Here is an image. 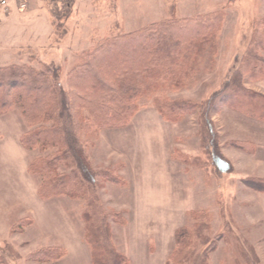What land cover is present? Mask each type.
I'll list each match as a JSON object with an SVG mask.
<instances>
[{
    "label": "rangeland",
    "instance_id": "1",
    "mask_svg": "<svg viewBox=\"0 0 264 264\" xmlns=\"http://www.w3.org/2000/svg\"><path fill=\"white\" fill-rule=\"evenodd\" d=\"M165 21L174 26L157 38L132 35L126 43L101 48L111 37ZM261 32L264 0H0V66L29 64L58 78L69 90L67 112L80 124L83 116L75 114L72 101L89 90L97 96L108 94L89 72L83 81L72 80L76 92L68 85L67 74L88 52L101 48L102 58L90 66L94 73H131L156 54L163 62L152 67H171L172 56L179 52L171 48L174 43L191 45L210 36L200 56L195 47L178 53H185L188 61L178 65L185 68L182 84H164L140 99L141 106L125 125L78 127L95 141L88 148L99 170L92 175L94 200L105 212L121 216L119 221L109 219L111 247L130 264H169L178 231L191 227L198 212L207 213L208 225L193 240L190 252L195 259L186 264L203 259V264H264V193L258 191L264 180V119L251 115L255 109L249 105L255 104V113L264 108L259 98L242 94L234 95L240 109L218 99L224 86L240 75L247 90L264 97V75L249 78L240 68L250 50L264 55V43L252 48L255 38L264 40ZM129 54L135 60L125 61ZM5 82L1 92L11 89ZM19 92L21 103L28 101L36 115L52 100L53 90L20 86L13 94ZM162 93L202 108L175 121L165 119L153 102ZM82 107L83 114L91 108ZM37 126L23 115L21 104L8 103L0 112V264H90L82 219L86 200L41 198L42 178L29 170L35 158L53 150L22 145L21 137ZM254 142L261 150L255 155L248 150ZM104 169H114L116 180L104 181ZM56 246L64 249V257L58 253L39 260L42 251Z\"/></svg>",
    "mask_w": 264,
    "mask_h": 264
},
{
    "label": "trees",
    "instance_id": "2",
    "mask_svg": "<svg viewBox=\"0 0 264 264\" xmlns=\"http://www.w3.org/2000/svg\"><path fill=\"white\" fill-rule=\"evenodd\" d=\"M173 21L176 22L175 20ZM173 21L171 22L172 24H170L169 21L154 23L147 28H142L133 32L134 34L131 35L127 33L111 37L106 40L101 48L108 46L114 47L120 43H126V38L129 36L132 37V35H134L133 38L136 39L138 37L145 39L157 38L162 35L160 34L162 33L161 31L165 32L172 29L171 26H174ZM179 21L180 20L177 19V22ZM156 25V29L152 31L147 30ZM260 35L264 37V32ZM209 39L210 36L206 35L199 42H196V40L192 43L190 42L191 45L189 43L180 44L179 42V44L174 43L171 48L173 47L177 52H180V50H188L190 47H195L197 56H200L204 48L207 47V42L210 41ZM263 43L264 40L255 38L252 48H261V44ZM99 49L97 48L88 52L87 55L83 57L82 62L67 74V82L71 90H77V88H73L71 83L72 80L74 79V83L83 81L82 78L84 74L89 72L90 76H92L91 78L108 93L107 95L97 96V94L89 90L81 94L75 101H72L76 109L75 114L77 116H83V118L79 119V121H82V124L77 122L78 118L74 117L73 113L67 112L66 106L68 104L67 95L69 90L63 86V83L58 82V78L56 79L45 70L37 71V69H34L29 64L0 66V112H4L8 103L21 104L22 113L27 116L29 123L35 124L36 126L39 124V126L26 132L21 137L22 145L27 149L39 148L42 151H48L50 148H53V150L46 155L35 158L29 165L30 172H35L42 178L39 187L40 197L49 199L54 196H67L73 199L83 198L86 200V209L82 214V219L87 224L84 239L91 251L90 264H130L128 258L125 257L124 254L111 247L109 219L119 221L121 216L116 215L117 217H115L113 214L105 212L94 200L95 197H93L91 190L93 187L92 175L99 173V170L93 165L88 148L95 145V141H89L87 139V134L81 133V130L94 129V127L96 130H101L106 127H119L125 125L141 106L140 99H145L154 91L164 88V84H168L167 86L170 87H177L182 84L185 79V68L182 69L178 67V65L180 64L184 67L188 61L186 60L187 57L183 56L185 53L178 54V52L172 56L175 62L174 64L172 63L171 67L156 68L152 67L153 63L163 62L160 57L162 55L156 54L155 57L149 60L147 66H139L131 73L125 72L124 70L114 75L113 73H107L103 69L97 70L94 73L90 66L96 64V59L102 58V55L99 54ZM262 52H264V50ZM124 58L127 62L133 59L130 54L125 55ZM246 58L247 61H245V63L242 62L240 68L242 70L246 69L245 74L247 77L251 78L255 75H264V55L258 54L255 49V53L250 50ZM118 59L123 60L121 57ZM80 65H83V67L79 68ZM57 69H59V67H57ZM128 76L129 78H127ZM141 77L144 78V82ZM244 77L240 75L233 78L231 81L229 80L230 82L224 86L222 94L219 93V101L225 102L233 109H240L242 105L240 101L235 99L234 95L242 94L252 98H259L260 105L264 108V97L247 90V88L243 86ZM160 78L163 79H161V81L159 80V82L158 79ZM4 79L6 80L5 83L11 88L7 92H1V87L5 81ZM20 86H29V88H33L34 90H47V87H49V89L53 90V93H51L52 100H47V102H45L47 107H45V109L42 108V113L35 115L28 101L21 103L23 92L16 93L17 96L13 94ZM116 90L118 91L117 93H115ZM11 91H13L12 94H10ZM215 96L216 95H213L212 99H214ZM95 97L100 98L95 99ZM153 99V102L157 103L155 108L160 115L171 121L178 120L187 113H192L198 107L199 110L202 108V105L195 101L170 100L163 93ZM233 100L234 103L232 102ZM206 104H204V106ZM83 105L86 109L87 107H91L90 109L88 108L87 112L84 114L80 112ZM249 106L255 109L256 112L257 109L255 108V104L250 103ZM245 112L250 115L248 110H245ZM255 112L251 113V115H258L259 118L264 119V110L259 109L257 111L259 113ZM78 127H80L81 130H79ZM76 129H78L79 132H77ZM94 134L95 133H91L90 137H95L96 135ZM101 171L100 176L104 181L113 182L116 180L117 176L114 174V169H104ZM253 183L255 184V182ZM260 183L261 187L259 186L258 191L264 193V180H261ZM96 213H98V215ZM96 215L98 217H96ZM206 216H208L206 212L196 213L193 215L195 223H193L191 227H183L181 230L184 232L178 231L177 248L170 255L169 264H186L195 259V255L190 252L191 245L193 240L198 238L200 232L206 229L208 225L205 220L207 218ZM58 253L61 254V257H64L66 254L63 248L56 246L42 251L40 253L41 259H38L49 260V258L58 257ZM54 254H56V256ZM203 262L204 259L198 264H203Z\"/></svg>",
    "mask_w": 264,
    "mask_h": 264
},
{
    "label": "crops",
    "instance_id": "3",
    "mask_svg": "<svg viewBox=\"0 0 264 264\" xmlns=\"http://www.w3.org/2000/svg\"><path fill=\"white\" fill-rule=\"evenodd\" d=\"M249 151H251L252 154H259V151H261L259 149L258 146L255 145V142L253 144H251L250 148H248Z\"/></svg>",
    "mask_w": 264,
    "mask_h": 264
}]
</instances>
